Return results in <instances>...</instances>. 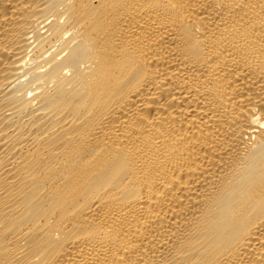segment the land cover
<instances>
[{
    "label": "bare ground",
    "instance_id": "bare-ground-1",
    "mask_svg": "<svg viewBox=\"0 0 264 264\" xmlns=\"http://www.w3.org/2000/svg\"><path fill=\"white\" fill-rule=\"evenodd\" d=\"M0 264H264V0H0Z\"/></svg>",
    "mask_w": 264,
    "mask_h": 264
}]
</instances>
